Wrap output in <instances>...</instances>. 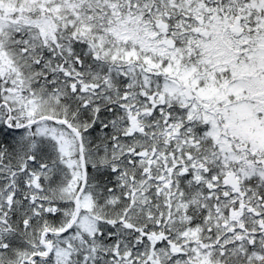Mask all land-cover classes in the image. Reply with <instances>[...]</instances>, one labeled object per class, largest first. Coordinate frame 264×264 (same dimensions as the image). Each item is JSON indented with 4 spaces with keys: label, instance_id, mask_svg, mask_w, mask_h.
Returning <instances> with one entry per match:
<instances>
[{
    "label": "snow or ice",
    "instance_id": "6c2138e0",
    "mask_svg": "<svg viewBox=\"0 0 264 264\" xmlns=\"http://www.w3.org/2000/svg\"><path fill=\"white\" fill-rule=\"evenodd\" d=\"M0 264H264V0H0Z\"/></svg>",
    "mask_w": 264,
    "mask_h": 264
}]
</instances>
